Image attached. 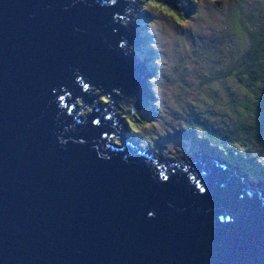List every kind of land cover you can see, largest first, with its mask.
I'll list each match as a JSON object with an SVG mask.
<instances>
[{
  "label": "water",
  "instance_id": "water-1",
  "mask_svg": "<svg viewBox=\"0 0 264 264\" xmlns=\"http://www.w3.org/2000/svg\"><path fill=\"white\" fill-rule=\"evenodd\" d=\"M111 2L0 0V264H264L259 191L209 152L118 144L119 118L85 98L145 84Z\"/></svg>",
  "mask_w": 264,
  "mask_h": 264
},
{
  "label": "trees",
  "instance_id": "trees-1",
  "mask_svg": "<svg viewBox=\"0 0 264 264\" xmlns=\"http://www.w3.org/2000/svg\"><path fill=\"white\" fill-rule=\"evenodd\" d=\"M157 2L164 5L171 13L178 15L180 20H189L200 12V0H188L187 7L183 11L168 5L162 0H157ZM182 2L183 0H180L178 6ZM131 3L134 4L133 1ZM134 6L136 8L135 24L134 21L132 24L136 28L138 39L134 40V47L129 48V50L136 60L141 63L145 71L152 74V77L148 80L147 75L144 77L149 83L150 90L149 92L146 91L149 95L144 97V102L141 104L147 107L146 111L154 117V110L158 107L166 109L165 106L170 105L171 99L169 100L168 97L164 96V100L163 96L160 95L161 92L156 89L157 85L162 86L163 84L159 82L162 81L161 78H157L156 75L159 70L158 66L160 67L162 64L157 63L159 59L158 61L154 59L157 49L151 45L153 41L151 40L153 34L151 30L153 21L151 19L154 15L151 10L149 13H143L139 2ZM208 8L211 12L216 10L224 12V29L220 35L212 34V36H215L212 39L210 36L203 35H201V38L209 37L212 44L215 41L219 43L226 41L228 47L225 52L226 57L231 55L235 59L229 62L226 68L224 66L217 69L213 68L217 71L204 72L200 75L197 66H195L196 71L188 69L189 62L192 61L188 62L187 60V49L185 59L181 58L185 65L181 64L177 68L179 74H182L185 69L186 72L182 78L176 77L175 74V79L177 81L184 80V78H188V74L192 73L195 78L196 75L199 78L201 76V85L207 92L209 102L195 106L189 114L179 113L178 111V114L172 117L175 128H171L172 131L166 135L169 139L165 143L161 141V137L153 139L154 144L152 147L143 146L136 135L140 125L144 124V117L134 111L133 108L135 107L133 105L126 106L127 114L125 117L123 116V119L128 125L126 127L127 131L130 132L127 137L132 138L141 147L149 148L150 151L153 150L165 160H172L170 157L175 156H179V159L186 158L190 155H187L186 152L189 150L197 151L200 148L204 152L213 154L232 169L244 175L248 174L253 179L250 180L260 185L261 189L264 190L260 183L263 182L264 184V0H216ZM216 15H213V19ZM170 19H173V17H170ZM176 20L179 21V19H173L175 23ZM190 29L188 28L189 31L196 34L195 31ZM241 38L246 40L244 47L240 44ZM223 54L221 55L223 56ZM138 56L141 57L138 58ZM213 62L218 63L219 61L214 60ZM230 80L231 84H229ZM232 81L236 85H232ZM196 84L195 82L194 85ZM143 94H145L144 89L138 96L129 99H125L128 97L122 94L119 95L122 102L130 100L135 105L142 101ZM109 100L112 101L103 94L97 96L96 99L99 102L103 101V105H108ZM171 111L169 106L165 116ZM135 114L139 116L140 120L136 118L137 115ZM159 134L160 132L151 133L149 137L160 136ZM185 138L188 140L183 148L179 147L178 150L175 146L173 148L170 146L172 140L183 141ZM117 142L122 144L120 141ZM188 146L191 148L187 149Z\"/></svg>",
  "mask_w": 264,
  "mask_h": 264
},
{
  "label": "rangeland",
  "instance_id": "rangeland-1",
  "mask_svg": "<svg viewBox=\"0 0 264 264\" xmlns=\"http://www.w3.org/2000/svg\"><path fill=\"white\" fill-rule=\"evenodd\" d=\"M131 1H133L134 4H137L139 0H127L128 9L125 11L127 13L128 12L131 13L132 18H133L132 20L134 21V24H135V19H134L135 13L132 9L136 11V8L134 4L131 3ZM200 1H201L200 2L201 3L200 12L198 14L196 13V15H194L189 20L187 19L180 20L178 15L176 14L173 15V13L168 14V12H164L159 9L151 10L152 14L154 15L151 19L153 21L152 27H151V30L153 33L151 40L153 41L151 45H153L154 48L157 49V53H155L154 59L156 61H158L159 59L160 62L158 61L157 63L159 65L162 64V66L160 67L158 66L159 70L156 73V75H157V78H161L163 82L162 81H159V82H161L163 85L162 86L157 85L156 89H158V92L159 91L161 92L160 95L163 96L164 100H165L164 96H166V98L168 97L167 99L169 100L171 99L170 105L165 106V108L168 110L170 106L172 111L168 115L165 116V114H167V110L158 107V109L154 110L155 116L154 117L150 116V114L146 111L147 107H144L141 104L142 102H144V97L146 95H149V93L147 92H149L150 90L149 83L145 79H144L145 81L144 93L145 94H143V97H142L143 99H141L142 101H140L139 103L134 105L133 101H130V100H127L126 102H122L120 100L121 99L120 95L117 96L116 98H113L114 102L110 100L108 101L111 109H114L120 117L121 116L125 117L127 114L126 106H132V105L135 107L133 108L134 111H136L137 114H139L140 116L144 117V120H143L144 124L140 125L139 131L136 134L137 138L140 140L143 146L152 147V145L154 144L152 140L158 137H161L162 138L161 141L165 143L169 139V137L166 135L168 134V132L172 131L170 130L171 128L172 129L175 128L172 117L178 114V111L179 113L189 114V112H191L195 106L201 105V103L206 104L210 100L207 98V92L205 88H203L201 85V82H202L201 76L199 78L195 74V72L194 74L196 75V78L194 77L192 73L190 75L188 74V78L186 79L184 78V80L177 81L175 79V74H176V77L182 78L184 76V73L186 72V69H185L183 70L182 74H179V71L177 68L181 64H183L184 61L182 59H185L187 49H188L187 60L188 62L192 61L191 63L189 62L190 65L188 66V69L195 70V66H197L196 68H198V71H199L198 74L200 75L204 72L205 73L211 72V71L215 72L217 71L215 69L220 68L221 66H224L226 68L227 64L229 62H232L233 59H235V57L231 55L226 57L225 52L228 49L226 41L223 40L224 43L222 42L219 43L215 41V43L213 44L211 42L212 37H215V36H212V34L220 35L222 33L221 31L224 29L223 28L224 22H225L224 12H222L221 10H216L214 12H211V10L208 8L210 5H213L216 0H200ZM187 2L188 0H183L182 4L178 6V9L182 11L186 9ZM162 6L165 8L164 5ZM213 15H216L214 19H213ZM170 17H173V19L174 18L179 19V21L176 20V23H175L173 19H170ZM239 26L238 28H240ZM188 28H191L190 30L195 31L196 34L189 31ZM133 34H134L133 40L138 39L136 28ZM201 35L210 36L211 39L209 37L201 38ZM131 44H129L128 46L129 48L134 47L133 42ZM184 44H186V46H184ZM240 44L242 47L246 45L245 38H241ZM221 54H223V56ZM180 55L181 57H179ZM220 56H221V59L219 60ZM139 57L141 56H138V58ZM214 60H218L219 62L215 63L213 62ZM184 65L185 63L183 64V66ZM159 73H160V77H159ZM146 75H147V80L148 78L152 77V74L149 71H146ZM195 82L197 83L196 85H194ZM229 84H231V80L229 81ZM232 85H236L234 81H232ZM236 87L238 88L239 86H236ZM91 92L95 96H99L103 94L96 87H94V90L92 89ZM117 94H121V93L117 92ZM122 95L125 96L124 94ZM125 99H129V97ZM83 103H84L83 99L78 98L76 105L78 107L79 105L86 107L85 108L86 110L84 111L81 110L78 113L79 115L86 117L93 111V109L89 105H85ZM101 103H103V101H100V102L96 101L95 105L97 106V105H100ZM100 107L108 110V108L104 107L103 104L100 105ZM136 118H139V116L137 115ZM121 120L125 122L124 119H122V117H121ZM134 122L136 124V120ZM126 127H128L127 124H125V131H124V134L127 136L128 133L130 132L127 131ZM148 130L150 131V133ZM159 132H160L159 134L160 136L149 137L151 133L155 134ZM129 139H130V142L132 143L133 142L132 138H129ZM187 140L188 139L186 138L183 141L182 140L180 141L172 140L170 142V146L172 148L175 146L179 150V147L183 148L185 146V143ZM143 146H142L143 149H145L146 151L149 150V148H145ZM189 146L187 149L191 148ZM143 149L142 151H144ZM198 151H202V150H200V148L197 151L189 150L188 152H186V154L189 155V154H192ZM170 159H172L170 161L182 160V159H179V156L170 157ZM245 176L248 179L252 180V178H250L248 174H245ZM261 183L264 186L263 182ZM256 188H258L261 191H264L261 189L260 185H256Z\"/></svg>",
  "mask_w": 264,
  "mask_h": 264
},
{
  "label": "clouds",
  "instance_id": "clouds-1",
  "mask_svg": "<svg viewBox=\"0 0 264 264\" xmlns=\"http://www.w3.org/2000/svg\"><path fill=\"white\" fill-rule=\"evenodd\" d=\"M116 3V0H112V2L110 3V4H106V5H108V6H111V5H114ZM128 6V5H127ZM139 6H140V9H141V11L143 12V13H149V11L150 10H152V9H159V10H161V9H166V8H164L160 3H158L157 2V0H139ZM165 12V11H164ZM122 46V45H121ZM97 88V87H96ZM83 91V90H82ZM84 92V91H83ZM85 93V95H86V97L85 98H87V99H89V98H94L95 100H94V104L96 103V99H97V96H95L92 92H91V95H88V94H86V92H84ZM85 98L83 99V104H85V105H89V104H87V102L85 101ZM77 100L78 99H76V102H77ZM104 103V102H103ZM59 104H60V106L61 107H64V105H65V98H64V96H61L60 98H59ZM102 104V103H101ZM100 104V105H101ZM100 105H97V106H99L100 107ZM90 106V105H89ZM69 111L71 112V109H69ZM78 119V118H77ZM116 142H117V140H116ZM60 143L61 144H64L65 143V141H63V140H61L60 141ZM185 171H187L188 169H187V167H184L183 168ZM160 179H161V181H168V179H169V177L168 176H166V175H164L163 173H161V175H160ZM195 188L198 190V192L201 194V195H204V194H206V191H207V189L204 187V186H202V184L199 182V187H197L196 185H195ZM150 216L152 215L151 213L149 214Z\"/></svg>",
  "mask_w": 264,
  "mask_h": 264
},
{
  "label": "bare ground",
  "instance_id": "bare-ground-1",
  "mask_svg": "<svg viewBox=\"0 0 264 264\" xmlns=\"http://www.w3.org/2000/svg\"><path fill=\"white\" fill-rule=\"evenodd\" d=\"M120 20H121V18H120ZM143 67V66H142ZM143 69H144V67H143ZM144 73H146V71H145V69H144ZM100 89H103V87H99ZM99 88H97V89H99ZM99 89V90H100ZM93 90H94V88H93ZM101 91V90H100ZM102 92V91H101ZM103 93V92H102ZM115 94H117V92H115ZM98 95V94H97ZM103 95H105V96H108L112 101L114 100L113 99V96H112V94L111 93H108V92H106V93H103ZM118 96H119V94H117ZM88 101H93V99L92 98H89L88 99ZM114 102V101H113ZM104 107L106 106V105H103ZM107 108H108V110L110 109V110H114V109H111V107H110V105L108 104L107 105ZM235 170V169H234ZM236 171V170H235ZM237 173H239L245 180H247L257 191H259L262 195H264V191H261V190H259L258 188H256V183H253L250 179H248L244 174H242V173H240L239 171H237ZM250 177V176H249ZM253 180V179H252ZM261 183V182H260ZM261 185H262V183H261ZM263 186V185H262ZM264 187V186H263ZM263 190V189H262Z\"/></svg>",
  "mask_w": 264,
  "mask_h": 264
},
{
  "label": "snow or ice",
  "instance_id": "snow-or-ice-1",
  "mask_svg": "<svg viewBox=\"0 0 264 264\" xmlns=\"http://www.w3.org/2000/svg\"><path fill=\"white\" fill-rule=\"evenodd\" d=\"M162 11L168 12V14H172L170 13V11L168 9H161ZM174 15V14H173Z\"/></svg>",
  "mask_w": 264,
  "mask_h": 264
}]
</instances>
